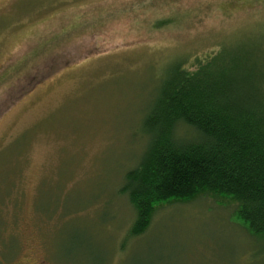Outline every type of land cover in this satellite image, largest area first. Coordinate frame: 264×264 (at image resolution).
Masks as SVG:
<instances>
[{
	"label": "rangeland",
	"instance_id": "rangeland-1",
	"mask_svg": "<svg viewBox=\"0 0 264 264\" xmlns=\"http://www.w3.org/2000/svg\"><path fill=\"white\" fill-rule=\"evenodd\" d=\"M260 42L264 0H0V264H264L230 203L132 237L120 192L170 66Z\"/></svg>",
	"mask_w": 264,
	"mask_h": 264
},
{
	"label": "trees",
	"instance_id": "trees-1",
	"mask_svg": "<svg viewBox=\"0 0 264 264\" xmlns=\"http://www.w3.org/2000/svg\"><path fill=\"white\" fill-rule=\"evenodd\" d=\"M229 48L194 72L170 66L120 190L136 211L130 236L158 209L209 196L235 206L234 220L264 246V42Z\"/></svg>",
	"mask_w": 264,
	"mask_h": 264
}]
</instances>
